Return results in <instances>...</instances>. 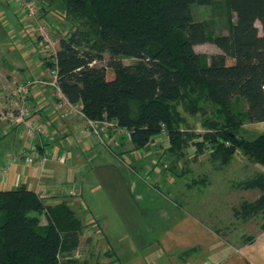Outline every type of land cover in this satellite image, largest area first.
Returning <instances> with one entry per match:
<instances>
[{
	"label": "trees",
	"instance_id": "1",
	"mask_svg": "<svg viewBox=\"0 0 264 264\" xmlns=\"http://www.w3.org/2000/svg\"><path fill=\"white\" fill-rule=\"evenodd\" d=\"M41 1L51 6L53 0ZM214 1L61 0L65 16L86 18L94 26L98 49L83 48L89 32L76 27L60 37L58 49L43 63L55 70L70 103H80L90 119L115 120L130 132L137 149L152 145L164 131L168 145H161L163 153L182 155L190 144L199 154L202 142H209L215 168H223L237 151L264 166V133L249 140L240 129L245 122L264 120V0H222L229 20L226 33L215 32L193 14V4ZM205 42L220 52L194 49ZM105 50L106 64H93ZM125 55L137 61L126 64ZM195 94L193 107L185 106V112L196 113L206 99L222 116L215 132L202 134L200 141L181 129L182 117L171 115L174 100L184 102ZM237 97L246 101V109L235 108ZM131 100L139 103L136 113H131ZM236 185L260 189L253 200L241 201L243 209L251 214L264 210V170ZM85 225L64 201L45 204L25 186L0 188V264H94L75 255Z\"/></svg>",
	"mask_w": 264,
	"mask_h": 264
},
{
	"label": "crops",
	"instance_id": "2",
	"mask_svg": "<svg viewBox=\"0 0 264 264\" xmlns=\"http://www.w3.org/2000/svg\"><path fill=\"white\" fill-rule=\"evenodd\" d=\"M9 3L15 14L10 21L4 13V9H10L7 7ZM21 14L12 0H0V71L7 75L4 78L13 77L22 81L27 77H38L52 83L56 79L55 71L43 63V52L32 45L33 32L27 28L25 17ZM194 49L204 52L197 49V44ZM217 52H220L218 47L212 53ZM50 73L53 74L52 79ZM51 90H55L54 95L50 93ZM238 102L242 109H246L247 104L243 98H235L234 106ZM28 103L44 130L52 134L51 137L43 134L36 136L33 142L36 151L44 155L47 150L54 149L64 159L60 161L47 156L42 167L26 165L22 160L12 161L9 169L2 173L9 151H16L26 145V141L19 137L18 125L6 131V122L0 118V188L25 186L32 189L45 204L64 201L83 224L93 218L101 219L104 223L102 241L107 249L101 256L86 257L91 263L264 264V225L260 224L250 238L237 245L224 240L195 214L172 202L165 194L145 190L138 179L141 177L140 163L143 156L136 154L135 150H123L121 135L118 137L113 134L108 146L92 143L90 139L84 138L80 132L82 118L64 113L70 102L55 85L47 84L46 92L41 96L30 97ZM73 105L80 108V103ZM193 116L188 115L189 118ZM240 129L241 135L251 140L264 133V120L245 122ZM149 150L146 153L150 154ZM122 157L127 160L126 164ZM174 164V168L180 170L178 167H181V158L174 161ZM251 165V170L243 172L236 182L253 172L264 170V166L258 162L253 161ZM242 169H247L245 164ZM166 172L167 179H171L173 172ZM74 185L78 186L75 195L69 193ZM83 187L89 191L99 187L106 190L107 204H103V200L101 203L118 208L123 221L119 230L115 231L111 227V219L106 212L96 206L89 207ZM242 192L246 199L249 195L254 199L260 194V189L253 187L242 189ZM111 212L114 210L111 209ZM40 221L42 224L46 223L44 214L40 215ZM82 238L81 233L80 241ZM87 241L92 239L87 238Z\"/></svg>",
	"mask_w": 264,
	"mask_h": 264
},
{
	"label": "rangeland",
	"instance_id": "3",
	"mask_svg": "<svg viewBox=\"0 0 264 264\" xmlns=\"http://www.w3.org/2000/svg\"><path fill=\"white\" fill-rule=\"evenodd\" d=\"M32 2V8L34 10L37 8V14L29 17L26 14L24 20L27 25L30 22V26L28 27L33 29L34 36H41V43L45 45L43 49L45 59L50 58L58 49L60 37L68 34L76 27L89 32V40L85 41L84 39L82 47L87 49L94 45L92 48L95 51L98 49V44L95 42L98 40L99 35L94 26L86 18L72 15L65 16L61 0H53L51 6L45 3L42 4L41 0H32ZM7 7L10 9H4V13L10 21L15 14L10 3ZM23 10H19L22 13L21 15H25ZM26 10L28 11V9ZM192 11L195 18L204 20L215 32H227L226 27L229 20L222 0L214 1L210 5L193 4ZM234 19V14H232V20ZM256 25L260 27L258 21H256ZM40 32L42 33L39 34ZM216 48L217 46L211 42L197 44L198 50L207 53H212ZM108 57L109 53L105 50L102 52V58L96 59L93 61V64L99 66L105 65ZM121 59L126 64L137 61V58L126 55L122 56ZM52 73H50L51 79L53 78ZM0 77L1 83L6 79L4 77H7V75H4V72L1 70ZM50 93L54 95L55 90H51ZM195 96L196 94L184 102L174 100L171 104V115L174 116L177 113L178 117H182L183 121L179 126L189 133V135H192L196 141H200L202 134L215 132L218 124L222 123V116L215 106L204 99L200 103L197 112L193 114V118H189L188 115H191V113L185 112L183 108L187 106L188 109H191ZM138 107L139 103L137 101H130L131 113H136ZM235 108L237 110L242 109L241 104L239 102L236 103ZM164 139V137L160 136L152 145H146L145 150L137 149L131 142L129 143V141L127 142L123 138L120 139L123 150H135L136 154L143 156L140 163V167L142 168L140 170L141 177H138V179L143 183L145 190L165 194L172 202L178 203L195 214L203 224L211 227L224 240L230 241L235 245L250 238L258 230L260 224L264 225V210L257 214H251L250 211L243 209L241 201L246 199V197L242 194V188L236 185V179L240 178L243 172L248 173L251 170L250 168H252L251 163L253 160L249 156L237 151L232 154L230 161L225 164L224 169L215 168L218 161H211L209 158V142H202V146L198 150L199 154H196L195 146L189 144L181 152L182 155H178L176 152L172 154L162 152L163 147L161 145ZM148 149L151 150H149L150 154L146 153ZM178 158L182 160L181 167H178L180 170L174 168V161H177ZM244 164L247 169H242V165L244 166ZM167 167L173 169L171 179H167ZM226 177H229V180H226ZM77 184L79 185V183ZM90 191L83 187V194L89 200V207L96 206L98 209L106 212L109 219H111V227L115 231L119 230L121 227L119 225L123 221L118 208L114 206L110 207V204L103 205L107 204L105 199V197H108L106 190L103 187H99ZM91 195L93 196L91 197ZM248 197V200H253L250 195ZM111 209L114 210L113 213ZM82 237L79 244L82 252L80 257L91 258V256H101L102 253L106 252L107 246L102 241L103 238L101 239L96 233H88L83 230ZM89 237L92 239L90 242L87 241Z\"/></svg>",
	"mask_w": 264,
	"mask_h": 264
},
{
	"label": "built area",
	"instance_id": "4",
	"mask_svg": "<svg viewBox=\"0 0 264 264\" xmlns=\"http://www.w3.org/2000/svg\"><path fill=\"white\" fill-rule=\"evenodd\" d=\"M13 5L19 11L24 9V17L35 16L37 14V8L34 10L32 8V0H12ZM47 4V2H45ZM28 9V11L26 10ZM26 10V11H25ZM21 12V11H20ZM30 29V22L27 25ZM33 32V29L30 30ZM29 31V32H30ZM40 32L39 34H41ZM31 38V43L38 50L43 52L45 45L41 43V36L37 35ZM46 38V37H45ZM55 53V52H54ZM53 53V54H54ZM1 59V57H0ZM55 71V70H54ZM56 74V72H55ZM56 78V77H55ZM52 84L59 89L57 86L56 79L52 83L47 82L44 79L38 77H27L22 81H18L15 78H6L3 83L0 84V118L5 120L4 129L9 131L13 126L19 127V137L26 141V145L21 146L16 151H9L6 156V160L2 169V173H5L10 166L12 161L22 160L24 164L30 165L34 164L36 166L42 167L47 156L54 159L62 161L64 159L62 154H57L54 149L47 150L44 155H41L36 151L33 144L37 135L43 134L45 137H51L50 131L44 130L39 121L36 119L35 113L29 107L28 99L30 97H36L37 95H43L46 92V85ZM60 90V89H59ZM61 92V91H60ZM64 113H71L73 115H78L82 118V124L80 126V132L84 138L91 140L92 143H98L100 145L108 146L112 135L116 134L118 137H123L124 139L130 138V132L124 128L119 127L115 120H94L85 116L80 108L69 103ZM164 137L162 141L163 146L168 145V139L164 131L158 135L155 139L158 140L159 137ZM166 141V142H165ZM93 145V144H90ZM124 164H126L125 158L122 157ZM78 186L71 187L69 189L70 194H77ZM84 231L88 233H96L103 238V228L104 223L99 218H93L88 221L84 227ZM105 250V249H104ZM103 250V251H104ZM82 252L78 246L75 255L81 256Z\"/></svg>",
	"mask_w": 264,
	"mask_h": 264
}]
</instances>
